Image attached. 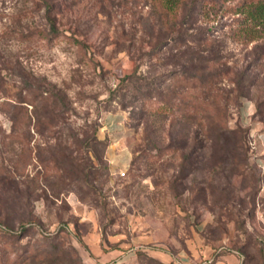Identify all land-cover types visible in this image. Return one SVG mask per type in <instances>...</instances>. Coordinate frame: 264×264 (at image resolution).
Returning <instances> with one entry per match:
<instances>
[{"label":"rangeland","instance_id":"374dc122","mask_svg":"<svg viewBox=\"0 0 264 264\" xmlns=\"http://www.w3.org/2000/svg\"><path fill=\"white\" fill-rule=\"evenodd\" d=\"M241 1L0 0L1 264H264V39L233 34Z\"/></svg>","mask_w":264,"mask_h":264},{"label":"trees","instance_id":"16d2710c","mask_svg":"<svg viewBox=\"0 0 264 264\" xmlns=\"http://www.w3.org/2000/svg\"><path fill=\"white\" fill-rule=\"evenodd\" d=\"M166 6L168 10H171L176 2L180 0H165ZM219 2H223V0H219ZM207 7L205 8V12L216 11L219 7H217L218 0H207ZM194 11L196 12L195 6H193ZM233 15L236 16L237 25L231 30L234 35L242 36L247 41H253L256 39H264V0H243L239 3H236L234 6L228 8ZM202 11V10H201ZM201 11H197L198 13ZM196 12V13H197ZM145 80V79H144ZM2 231L11 232L9 228L4 227L1 229ZM51 248L55 251L59 249L57 243H53ZM145 250L140 248L137 249L136 252H144ZM40 256V252L29 253L23 257L22 260L17 263L23 264L24 262H31L35 258ZM47 256V257H46ZM45 257L47 262H55L58 260L57 257L52 256V254L45 253ZM75 263V261H73ZM16 263V262H14ZM1 264V262H0ZM75 264H81V262H76Z\"/></svg>","mask_w":264,"mask_h":264},{"label":"crops","instance_id":"0c3cea01","mask_svg":"<svg viewBox=\"0 0 264 264\" xmlns=\"http://www.w3.org/2000/svg\"><path fill=\"white\" fill-rule=\"evenodd\" d=\"M117 123H118V116L115 113L105 115L102 118V124L105 128H107V130H108V128H115ZM111 126H113V127H111ZM89 241H91V240H89ZM96 241H97L96 244L93 242H89V243H90V245L92 244V247L97 250V257L99 256V259H101V260H106L108 257H111V259L113 261L119 262V261H122L126 258L131 257L134 254L133 248H131V247L130 248H121L122 246L113 247V248H111V251L104 252L105 249H102L103 245L101 244V242H99L98 238L96 239ZM170 257L174 261H179V260L186 261L179 254H177V255L170 254Z\"/></svg>","mask_w":264,"mask_h":264},{"label":"built area","instance_id":"2783aa9c","mask_svg":"<svg viewBox=\"0 0 264 264\" xmlns=\"http://www.w3.org/2000/svg\"><path fill=\"white\" fill-rule=\"evenodd\" d=\"M177 262H179L180 264H186L183 260H179Z\"/></svg>","mask_w":264,"mask_h":264}]
</instances>
